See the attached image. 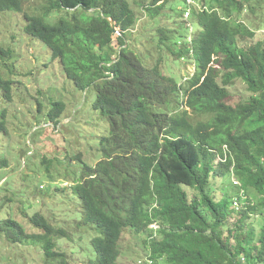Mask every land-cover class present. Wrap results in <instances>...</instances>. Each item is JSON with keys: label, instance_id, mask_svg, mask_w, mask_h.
<instances>
[{"label": "trees", "instance_id": "16d2710c", "mask_svg": "<svg viewBox=\"0 0 264 264\" xmlns=\"http://www.w3.org/2000/svg\"><path fill=\"white\" fill-rule=\"evenodd\" d=\"M134 3L150 23L141 51L127 0H48L39 14H23V32L49 49L76 89L94 92L92 109L108 125L100 161L90 167L79 156L73 186L83 213L76 229L95 235L86 263L118 264L128 229L145 237L153 264H264V0ZM187 10L194 32L183 44L176 20ZM6 12L22 13L21 0H0ZM170 60L193 64L183 85L165 73ZM236 80L250 95L231 105ZM0 89L9 102L11 83L0 77ZM64 105L51 104V122ZM230 174L245 194L239 212L212 187ZM27 220L35 233L11 219L0 221V233L14 245L39 244L44 264H70L59 243L74 235L38 213Z\"/></svg>", "mask_w": 264, "mask_h": 264}, {"label": "rangeland", "instance_id": "374dc122", "mask_svg": "<svg viewBox=\"0 0 264 264\" xmlns=\"http://www.w3.org/2000/svg\"><path fill=\"white\" fill-rule=\"evenodd\" d=\"M127 1L137 21L133 38L138 43L133 49L141 51L147 44L143 35L148 33L146 27L150 23L134 0ZM47 2L21 0L22 13L0 14V77L11 83L9 102L2 98L0 89V221H16L32 234L35 232L27 219L34 213L41 214L74 235L72 242L59 243L67 252L69 263L87 264L86 259L94 257L90 240L95 235L91 230L86 235L82 227L76 229L83 213L73 195V186L83 169L79 156L90 167L100 161V139L106 134L108 125L92 109L94 92L76 89L65 78L59 63L51 60L49 49L23 32V14H39ZM249 17L246 14L242 21L247 23ZM188 18L184 14L176 20L185 27L180 40L183 44L190 41L194 32ZM262 33L257 30L256 39H262ZM165 66V73L174 76L182 85L194 73L193 64L187 61L173 63L170 60ZM228 91L227 102L231 105L250 95L238 80ZM56 101L65 104V111L56 122H51L47 114ZM235 180L230 174L216 179L212 185L216 198L226 196L231 208L238 193L233 187ZM187 192L189 196L194 194L189 189ZM238 219L239 215L230 216L227 225L231 227ZM150 228L156 231L158 226L154 224ZM144 240L142 235L124 230L119 242L118 264H148L149 252ZM0 264H44V258L39 244L29 240L14 245L0 233Z\"/></svg>", "mask_w": 264, "mask_h": 264}, {"label": "clouds", "instance_id": "9594fccd", "mask_svg": "<svg viewBox=\"0 0 264 264\" xmlns=\"http://www.w3.org/2000/svg\"><path fill=\"white\" fill-rule=\"evenodd\" d=\"M186 2L188 4L187 5V8H189V6H191V5H193V6L196 5V0H186ZM189 14H190V11L187 10L185 12L186 18L189 17ZM190 38H192V36ZM190 41H191V39H190ZM190 41H188V42H190ZM84 93H86V92H84ZM235 184L236 185H234V187H238V193L236 194V196H238V197L235 199L234 202L232 201V204L231 205L233 206V209L236 212H239L240 210L243 209L244 200H245V194H244V191L241 189V185H240V183H239L238 180H235ZM148 264H153V261L150 260V258L148 259Z\"/></svg>", "mask_w": 264, "mask_h": 264}, {"label": "water", "instance_id": "95a60500", "mask_svg": "<svg viewBox=\"0 0 264 264\" xmlns=\"http://www.w3.org/2000/svg\"><path fill=\"white\" fill-rule=\"evenodd\" d=\"M109 22L111 23V20H109ZM112 25V24H111Z\"/></svg>", "mask_w": 264, "mask_h": 264}]
</instances>
